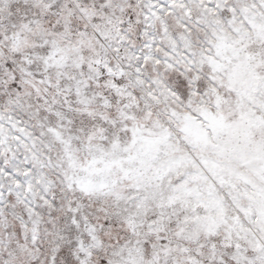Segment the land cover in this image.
<instances>
[{
  "label": "snow or ice",
  "instance_id": "6c2138e0",
  "mask_svg": "<svg viewBox=\"0 0 264 264\" xmlns=\"http://www.w3.org/2000/svg\"><path fill=\"white\" fill-rule=\"evenodd\" d=\"M0 264H264V0H0Z\"/></svg>",
  "mask_w": 264,
  "mask_h": 264
}]
</instances>
